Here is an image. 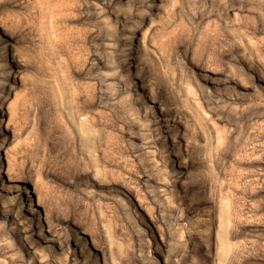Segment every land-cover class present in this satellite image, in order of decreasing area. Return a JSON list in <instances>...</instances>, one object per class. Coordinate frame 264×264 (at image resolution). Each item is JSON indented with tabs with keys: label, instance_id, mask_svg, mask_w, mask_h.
Listing matches in <instances>:
<instances>
[{
	"label": "rangeland",
	"instance_id": "obj_1",
	"mask_svg": "<svg viewBox=\"0 0 264 264\" xmlns=\"http://www.w3.org/2000/svg\"><path fill=\"white\" fill-rule=\"evenodd\" d=\"M3 95L0 264H264V0H0Z\"/></svg>",
	"mask_w": 264,
	"mask_h": 264
},
{
	"label": "bare ground",
	"instance_id": "obj_2",
	"mask_svg": "<svg viewBox=\"0 0 264 264\" xmlns=\"http://www.w3.org/2000/svg\"><path fill=\"white\" fill-rule=\"evenodd\" d=\"M9 76H10V72L7 74V77H9ZM7 82H8V80H7ZM233 82H234V81H233ZM4 96H5V95H3L2 99H0V113H1V115H3V112H2V109H1V108H2L3 101H4V99H3ZM158 120H159V119H158ZM158 120H157V121H158ZM80 124H81V122H80ZM80 124H79V125H80ZM79 125H78V126H79ZM81 126H82V124H81ZM82 128H83V130H84V126H82ZM80 129H81V128H80ZM83 130H82V131H83ZM86 132H87V131H86ZM84 133H85V131H84ZM173 138H175V135H174V134H173ZM0 183H1V185L3 186V182L1 181ZM221 219H222V218H221ZM32 220H33V219H32ZM220 235H222V234H220ZM220 235H219V237H220ZM221 238H222V237H221ZM218 239H219V238H218ZM223 239H224V237L222 238V240H223ZM226 241H227V239H226ZM224 242H225V241H223V243H224ZM226 243H227V242H226ZM226 243H224V244L226 245ZM227 244H228V243H227ZM220 248H221V247H220ZM224 249H226V248H224ZM225 251H226V250H225ZM220 254H221V253H220ZM221 256H222V255H221ZM221 258H222V257H221Z\"/></svg>",
	"mask_w": 264,
	"mask_h": 264
}]
</instances>
